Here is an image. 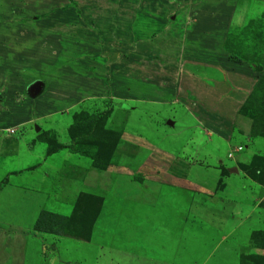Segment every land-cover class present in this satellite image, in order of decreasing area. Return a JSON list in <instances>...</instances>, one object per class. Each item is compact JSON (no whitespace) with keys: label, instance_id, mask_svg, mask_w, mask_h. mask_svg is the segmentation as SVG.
I'll use <instances>...</instances> for the list:
<instances>
[{"label":"rangeland","instance_id":"rangeland-1","mask_svg":"<svg viewBox=\"0 0 264 264\" xmlns=\"http://www.w3.org/2000/svg\"><path fill=\"white\" fill-rule=\"evenodd\" d=\"M263 74L264 0H0V145L32 159V189L48 175L40 211L57 224L27 242L0 237V264H264V173L254 174L260 184L244 175L263 191L234 198L242 216L227 208L219 236L220 219L204 213L225 202L195 194L186 166L162 154L186 133L151 128L154 106L142 112L134 94L152 87L166 103L191 104L215 122L241 173L264 172L253 91ZM148 149L152 168L169 163L159 185L141 172ZM213 182L217 193L222 177ZM13 213L2 204L0 222L16 227Z\"/></svg>","mask_w":264,"mask_h":264},{"label":"crops","instance_id":"crops-1","mask_svg":"<svg viewBox=\"0 0 264 264\" xmlns=\"http://www.w3.org/2000/svg\"><path fill=\"white\" fill-rule=\"evenodd\" d=\"M151 88L152 87H150V89L143 87L140 92L134 93L140 94L141 105H139V109L142 112V109L149 111L152 108L150 106H154L152 112L155 114L153 117H149L153 125L151 128L158 131L164 123L166 128H173L177 125L186 133L181 147H179V145L173 146L176 151L164 150L162 154L165 158H169L172 153L174 156L171 157L172 160H179L184 167L186 166L182 181L193 190L195 189L196 192H200L195 194L208 198L209 202L217 200L219 197L225 202V204L221 202H218V204H214L213 202L209 203L204 215L207 214V220L211 219L214 221L220 219L219 226L216 228L219 236H221L222 232L229 233L230 221H228V219L226 221L224 217V214H227L226 209L234 210L233 208H235L238 210L237 217L242 216L240 214L242 213V211H240L242 210V206L233 205L231 203L234 198L239 197L240 199L242 197L243 200L246 199L245 201L250 199L255 201L262 193L263 188L260 185L254 184L239 171L233 155L232 158H226L228 153V142L225 136L221 135L222 132L218 134L217 131H214L215 122L208 119L204 114H201V110L198 111L199 109L194 108L189 103L184 102V104H179V102L175 100L171 103H166L165 90H155V88ZM132 112L135 113L136 110ZM135 116L136 118L130 116L129 123L139 121L140 115L136 113ZM161 118H164L162 122ZM247 127L248 124L246 123L242 127L243 136H245L248 130ZM255 147L257 148V146ZM210 148L213 149L212 152L214 153L209 151ZM199 150L201 152H199ZM148 151L147 160L141 167V172H143L144 176H147L145 179H147L146 181L149 184L159 185L160 182H162L160 177L171 176V173L167 172L165 169L169 163L166 164L165 160L164 164H161L162 166L160 165L159 168H152L154 165L151 164V159L149 160V157L152 158L153 154L152 150L148 149ZM204 152H206L205 156H201ZM0 155V208L2 204L8 203V205L12 206V210L14 211L13 217H18L17 219L19 220L16 227L0 222V237L19 238L27 242L26 239L29 237L31 238L32 233L36 234L32 230V226L43 205L44 194L49 185V178L48 175L45 174V177L44 174H41V180L38 181L39 184L37 185L38 188L32 189V184H30L29 187L26 183L28 184V182H31L30 179L35 182L38 180V176L40 177V175L37 174V167L26 171L28 166H32V159L30 157L26 159L24 156H18L14 152L2 151L1 145ZM29 159H31V164ZM225 161L228 163L226 164ZM20 162L25 164L21 167ZM47 163V161L44 162L41 167L48 166ZM220 167L223 169L222 176L219 169ZM156 175L160 177H156ZM152 177L155 178L153 179ZM220 177H222V187L221 190L215 193V190L211 191L214 185L213 181ZM170 178L164 177L167 181H170ZM200 178H203L201 183L197 181L201 180ZM201 193H206L207 195ZM235 218L236 217H234V220L237 221ZM23 222L26 223L21 225ZM225 223L226 226H229L226 229L222 227ZM26 224H28V226ZM12 253L16 255L20 254L23 257L22 259L20 258L21 261L27 259L26 252L24 251L18 250ZM38 256L39 248L37 247L35 249V258H39ZM18 262L19 257L15 256L14 263Z\"/></svg>","mask_w":264,"mask_h":264},{"label":"trees","instance_id":"trees-1","mask_svg":"<svg viewBox=\"0 0 264 264\" xmlns=\"http://www.w3.org/2000/svg\"><path fill=\"white\" fill-rule=\"evenodd\" d=\"M253 91L259 92L261 94V96H260L261 99L259 100V103H258L257 107H260L262 109V111H264V102L262 100V98H264V74L262 75L261 78H259L258 82L254 86ZM254 131H255V125H254L253 120H252L251 124H250V134L254 135ZM261 167L262 166H253V168H252L250 166L249 171H248V169L244 168L243 171H242L243 172L242 174L245 175L246 177L252 179L253 181H255V183L260 184V182H261L260 179H258L254 174L263 175L264 172L262 171ZM240 171H241V169H240ZM252 174L254 175L255 178L253 177ZM44 215H48V214H46L44 211H40L38 213V215H37V217H36V219H35V221L33 223L32 230L34 232H36V233L56 234L57 231L54 230L56 228V227L54 228V226L57 225V224H55L54 226H51L52 224L49 223L50 221L49 222H44V220L42 219V217Z\"/></svg>","mask_w":264,"mask_h":264},{"label":"built area","instance_id":"built-area-1","mask_svg":"<svg viewBox=\"0 0 264 264\" xmlns=\"http://www.w3.org/2000/svg\"><path fill=\"white\" fill-rule=\"evenodd\" d=\"M232 152L234 151L228 152V155H227L228 158H232Z\"/></svg>","mask_w":264,"mask_h":264}]
</instances>
